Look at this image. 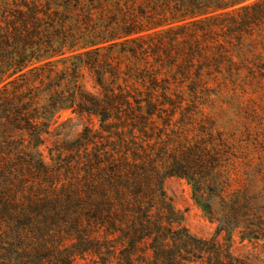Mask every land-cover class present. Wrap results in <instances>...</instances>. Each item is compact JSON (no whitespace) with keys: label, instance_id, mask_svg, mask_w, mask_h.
I'll use <instances>...</instances> for the list:
<instances>
[{"label":"trees","instance_id":"obj_1","mask_svg":"<svg viewBox=\"0 0 264 264\" xmlns=\"http://www.w3.org/2000/svg\"><path fill=\"white\" fill-rule=\"evenodd\" d=\"M262 92L264 0H0V264H253L220 235L264 219V132L226 109ZM240 152L254 210L193 234L166 181L227 197Z\"/></svg>","mask_w":264,"mask_h":264},{"label":"rangeland","instance_id":"obj_2","mask_svg":"<svg viewBox=\"0 0 264 264\" xmlns=\"http://www.w3.org/2000/svg\"><path fill=\"white\" fill-rule=\"evenodd\" d=\"M79 101L65 104L57 110L45 109L37 116V121L48 130H55L65 121L75 117L78 110ZM243 114L246 113L250 117L248 123L237 115L240 110L226 109L231 118L238 120L237 127L245 131V124H249V128L253 133L264 132V93H257L253 96V100L248 102V106L242 107ZM237 113V114H236ZM239 158L235 160V165H230L231 183L228 191L231 190L229 196L216 197L214 195L200 197L195 196L193 189L186 179L171 177L166 181V190L168 194L175 199L179 208H181L186 216L185 223L193 234L199 237H213L220 225V219L229 213L233 207H237L241 214L254 210V200L258 195L254 191V184H262L258 182L260 175L259 170L261 162L259 154L255 152V160L251 162L242 158L243 154L238 153ZM252 156V157H254ZM249 195L250 199L246 196ZM241 200L240 206L237 203ZM234 212V210H233ZM232 220L237 222L238 226L230 233L224 231L220 238L222 242L232 252L236 258L244 262L253 264H264V219L259 220L257 214L248 216H234L231 213ZM236 224V225H237ZM260 225L261 227H257Z\"/></svg>","mask_w":264,"mask_h":264}]
</instances>
